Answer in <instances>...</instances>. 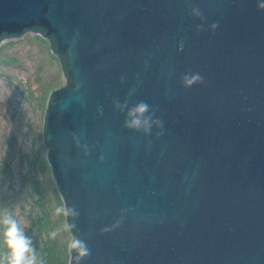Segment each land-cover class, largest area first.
<instances>
[{
  "label": "water",
  "instance_id": "obj_1",
  "mask_svg": "<svg viewBox=\"0 0 264 264\" xmlns=\"http://www.w3.org/2000/svg\"><path fill=\"white\" fill-rule=\"evenodd\" d=\"M34 27L69 264H264V0H0Z\"/></svg>",
  "mask_w": 264,
  "mask_h": 264
},
{
  "label": "rangeland",
  "instance_id": "obj_2",
  "mask_svg": "<svg viewBox=\"0 0 264 264\" xmlns=\"http://www.w3.org/2000/svg\"><path fill=\"white\" fill-rule=\"evenodd\" d=\"M65 83L59 57L41 33L0 42V217L16 219L37 264L69 263L72 237L43 137L48 97ZM6 255L0 244V264H7Z\"/></svg>",
  "mask_w": 264,
  "mask_h": 264
},
{
  "label": "clouds",
  "instance_id": "obj_3",
  "mask_svg": "<svg viewBox=\"0 0 264 264\" xmlns=\"http://www.w3.org/2000/svg\"><path fill=\"white\" fill-rule=\"evenodd\" d=\"M146 111L147 105L144 104L137 105L130 110L127 125L135 128L141 124H147L146 120H141ZM0 244L7 249V264H37L29 238L25 236L16 219L11 216L0 217ZM78 246L79 242L76 241L70 244V247Z\"/></svg>",
  "mask_w": 264,
  "mask_h": 264
},
{
  "label": "trees",
  "instance_id": "obj_4",
  "mask_svg": "<svg viewBox=\"0 0 264 264\" xmlns=\"http://www.w3.org/2000/svg\"><path fill=\"white\" fill-rule=\"evenodd\" d=\"M32 30L35 31V32L42 33L41 31H39V30H38L37 28H35V27H34ZM5 38H7L5 35L0 36V42H1L3 39H5ZM66 85L68 86L69 83L67 82ZM68 264H69V263H68Z\"/></svg>",
  "mask_w": 264,
  "mask_h": 264
},
{
  "label": "bare ground",
  "instance_id": "obj_5",
  "mask_svg": "<svg viewBox=\"0 0 264 264\" xmlns=\"http://www.w3.org/2000/svg\"><path fill=\"white\" fill-rule=\"evenodd\" d=\"M64 209H65V207H64ZM65 222H66V225H67V227H68V222H67V220H66V213H65ZM68 229H69V227H68ZM70 230V229H69ZM71 234V233H70ZM71 241H72V238H71V240H70V242H69V251H70V244H71ZM69 261H70V256H69Z\"/></svg>",
  "mask_w": 264,
  "mask_h": 264
},
{
  "label": "flooded vegetation",
  "instance_id": "obj_6",
  "mask_svg": "<svg viewBox=\"0 0 264 264\" xmlns=\"http://www.w3.org/2000/svg\"><path fill=\"white\" fill-rule=\"evenodd\" d=\"M33 31V30H32Z\"/></svg>",
  "mask_w": 264,
  "mask_h": 264
}]
</instances>
